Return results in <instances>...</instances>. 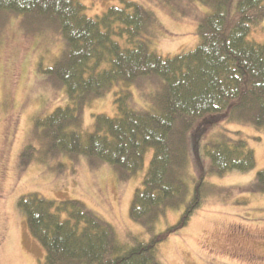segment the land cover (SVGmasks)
Wrapping results in <instances>:
<instances>
[{
  "label": "trees",
  "instance_id": "obj_1",
  "mask_svg": "<svg viewBox=\"0 0 264 264\" xmlns=\"http://www.w3.org/2000/svg\"><path fill=\"white\" fill-rule=\"evenodd\" d=\"M199 1L211 12L197 26L196 46L162 56L149 45L156 19L136 1L120 0V6L88 16L79 0H0V26L21 15L63 39L46 74L64 88L68 104L35 119L46 153L107 162L125 180L153 150L129 206L148 238L132 245L119 242L113 227L77 199L51 200L36 192L18 199L30 234L45 251L40 264H160L158 245L202 204L207 177L254 168V152L240 131L219 132L204 141L202 158L192 157L193 174L188 135L207 116V122L226 117L264 128V39H248L264 20V0ZM147 81L158 88L148 96L149 107H138L128 86L143 89ZM114 86L116 114H92V129L84 130L85 107ZM247 190L264 191V168ZM181 206L176 224L156 232L159 218Z\"/></svg>",
  "mask_w": 264,
  "mask_h": 264
},
{
  "label": "rangeland",
  "instance_id": "obj_2",
  "mask_svg": "<svg viewBox=\"0 0 264 264\" xmlns=\"http://www.w3.org/2000/svg\"><path fill=\"white\" fill-rule=\"evenodd\" d=\"M88 16L101 14L120 0H79ZM156 19L149 36L150 48L162 56L193 49L199 41L197 26L211 6L199 0H133ZM37 30L21 15L10 16L0 26V264H40L45 251L30 234L18 199L36 192L51 199H77L114 229L119 242L132 245L148 238L142 225L129 216L136 188L142 186L153 150L143 165L122 180L107 162L94 163L86 156L69 157L45 152L41 129L35 124L58 107L68 104L65 90L46 74L63 48L60 33L49 26ZM249 40L264 39V20ZM158 83L143 89L128 86L138 107L147 108ZM117 86L95 98L83 111L84 130L92 129V114H116ZM143 92L146 95H143ZM147 96V97H146ZM196 126L188 135L191 173L202 158L203 143L219 132L240 131L255 155V166L246 172L209 175L210 188L187 223L171 232L159 245L160 264H264V191H248L256 172L264 168V128L231 122L226 117ZM196 128L198 129L197 131ZM31 146L29 154L23 150ZM192 151H195L192 153ZM194 157V158H192ZM202 163L203 159H202ZM190 194L192 183L189 182ZM183 206L169 209L155 223V231L176 224Z\"/></svg>",
  "mask_w": 264,
  "mask_h": 264
}]
</instances>
